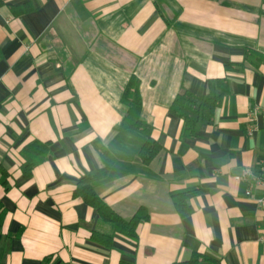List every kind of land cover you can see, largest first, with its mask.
Wrapping results in <instances>:
<instances>
[{
    "label": "crops",
    "instance_id": "crops-1",
    "mask_svg": "<svg viewBox=\"0 0 264 264\" xmlns=\"http://www.w3.org/2000/svg\"><path fill=\"white\" fill-rule=\"evenodd\" d=\"M131 77L160 146L147 165L146 138L119 129ZM222 79L212 124L181 139L174 98ZM100 148L112 163L98 198L123 220L147 215L109 247L94 235L110 226L74 195ZM262 165L264 0H0V264H264ZM190 190L182 218L171 194Z\"/></svg>",
    "mask_w": 264,
    "mask_h": 264
},
{
    "label": "trees",
    "instance_id": "trees-1",
    "mask_svg": "<svg viewBox=\"0 0 264 264\" xmlns=\"http://www.w3.org/2000/svg\"><path fill=\"white\" fill-rule=\"evenodd\" d=\"M253 55L256 57V60L258 59L259 61L260 58H258L256 54H249V52L245 53V60L248 61ZM225 68L230 70L232 66L227 64ZM238 68L240 69L241 66H237V69ZM228 93V82L223 79L208 81V93L203 97H196L185 89L181 90L174 98L169 108V113L182 121L180 138H194L203 125H211L215 109L220 105L221 101ZM121 103L126 107L127 111L119 129L133 130L146 138V142L139 152V157L142 163L147 165L160 151V146L150 139L149 128L140 119L141 99L138 92V82L134 77L130 78L122 94ZM37 148L46 152L45 147L37 146ZM100 154L103 161L102 168L88 173L80 179L74 195L81 198L85 204L94 208L98 213L100 221L110 226V235L101 236L102 238L94 235L95 239L100 240L101 243L107 247L110 246L113 234H119L129 240L135 241L136 228L140 223L147 220V215L143 210H139L130 220H123L98 198L94 191L93 183L106 176L112 163V159L101 148ZM25 169L29 170V166ZM196 194V190L171 194L174 208L180 217H186L191 213L188 202L189 199ZM173 264H215V261L210 257L192 253L186 261Z\"/></svg>",
    "mask_w": 264,
    "mask_h": 264
},
{
    "label": "built area",
    "instance_id": "built-area-1",
    "mask_svg": "<svg viewBox=\"0 0 264 264\" xmlns=\"http://www.w3.org/2000/svg\"><path fill=\"white\" fill-rule=\"evenodd\" d=\"M254 119H255V114H254V112H251L249 114V121H250V123H252V125L250 126V132L255 130L254 129V125H253ZM250 177H251V175L249 174L248 171L242 170L241 175L235 177V179L238 180V181H241V180L245 181V180L249 179ZM253 179L255 180V185L256 186L264 187V165L260 166L258 176L254 177ZM246 195L249 197L250 196V192L247 191ZM256 203H257V207L259 209H263V207H264V197L258 199L256 201Z\"/></svg>",
    "mask_w": 264,
    "mask_h": 264
}]
</instances>
